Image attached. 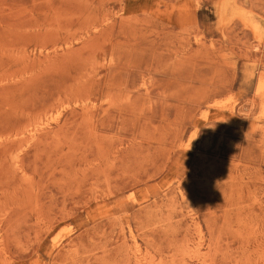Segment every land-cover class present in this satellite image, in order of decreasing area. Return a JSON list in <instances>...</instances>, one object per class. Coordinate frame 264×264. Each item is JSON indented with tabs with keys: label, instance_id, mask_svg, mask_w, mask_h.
Wrapping results in <instances>:
<instances>
[{
	"label": "rangeland",
	"instance_id": "rangeland-1",
	"mask_svg": "<svg viewBox=\"0 0 264 264\" xmlns=\"http://www.w3.org/2000/svg\"><path fill=\"white\" fill-rule=\"evenodd\" d=\"M0 264H264V0H0Z\"/></svg>",
	"mask_w": 264,
	"mask_h": 264
},
{
	"label": "bare ground",
	"instance_id": "bare-ground-1",
	"mask_svg": "<svg viewBox=\"0 0 264 264\" xmlns=\"http://www.w3.org/2000/svg\"><path fill=\"white\" fill-rule=\"evenodd\" d=\"M258 88H260V87H258Z\"/></svg>",
	"mask_w": 264,
	"mask_h": 264
}]
</instances>
